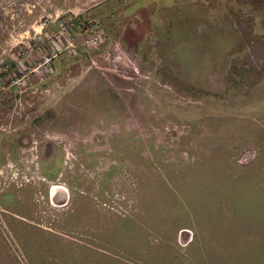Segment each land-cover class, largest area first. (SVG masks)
<instances>
[{
	"label": "rangeland",
	"instance_id": "rangeland-1",
	"mask_svg": "<svg viewBox=\"0 0 264 264\" xmlns=\"http://www.w3.org/2000/svg\"><path fill=\"white\" fill-rule=\"evenodd\" d=\"M248 2L0 0V264H264Z\"/></svg>",
	"mask_w": 264,
	"mask_h": 264
},
{
	"label": "trees",
	"instance_id": "trees-1",
	"mask_svg": "<svg viewBox=\"0 0 264 264\" xmlns=\"http://www.w3.org/2000/svg\"><path fill=\"white\" fill-rule=\"evenodd\" d=\"M248 3H251L252 5H257V6H264V0H251V2H248Z\"/></svg>",
	"mask_w": 264,
	"mask_h": 264
},
{
	"label": "built area",
	"instance_id": "built-area-1",
	"mask_svg": "<svg viewBox=\"0 0 264 264\" xmlns=\"http://www.w3.org/2000/svg\"><path fill=\"white\" fill-rule=\"evenodd\" d=\"M91 41L93 42V39L89 40V42H91ZM4 81H7V80L4 78H0V90L5 88V86H4L5 82ZM18 82H20V81H18Z\"/></svg>",
	"mask_w": 264,
	"mask_h": 264
}]
</instances>
